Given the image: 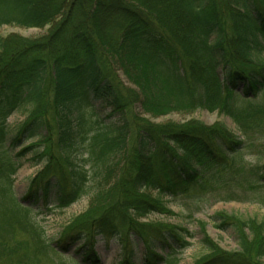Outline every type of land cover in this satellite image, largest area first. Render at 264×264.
Listing matches in <instances>:
<instances>
[{
  "label": "trees",
  "instance_id": "trees-1",
  "mask_svg": "<svg viewBox=\"0 0 264 264\" xmlns=\"http://www.w3.org/2000/svg\"><path fill=\"white\" fill-rule=\"evenodd\" d=\"M4 24L53 29L0 34V264H63L73 247L74 264H99L100 238L130 249L124 264H179L192 232L138 221L174 214L165 197L264 205L254 196L264 191V0H0ZM197 109L218 110L240 134L152 120ZM29 154L45 165L19 198L15 174ZM91 190L92 205L56 240L30 215L35 203L65 208ZM213 219L239 228V247L225 251L203 225L195 264H264V221Z\"/></svg>",
  "mask_w": 264,
  "mask_h": 264
},
{
  "label": "rangeland",
  "instance_id": "rangeland-1",
  "mask_svg": "<svg viewBox=\"0 0 264 264\" xmlns=\"http://www.w3.org/2000/svg\"><path fill=\"white\" fill-rule=\"evenodd\" d=\"M53 29V24H44L40 27H23L18 24H4L0 27V34L8 37L10 35H18L27 38H42L48 35ZM29 107L25 106L15 111L8 119L9 129L14 131L16 127L21 125L28 117ZM102 113L107 116L110 112L108 108L102 107ZM197 119L207 125H214L216 123H222L229 129L237 134H240L237 130V126L234 121L224 114H221L218 110L197 109L187 112H173L157 118H152L153 122L166 123L169 121L184 123L190 120ZM34 140H29L30 143ZM248 159L250 156H246ZM45 163L40 162L33 164L32 155L29 154L22 160V166L15 174V193L16 196L22 198L28 190L30 182L38 177L39 172L44 168ZM91 190L88 194L80 197L73 204L65 207H55L46 211L42 206V201L35 203L32 206L30 215L34 217L46 230L47 237L50 240H56L63 229L70 225L71 221L84 213L94 201L96 194ZM259 199L264 197V191H258L254 194ZM168 201V207L174 212V214H162L159 212H153L146 217L140 218V223L162 222L171 223L175 225H182L192 232L193 237L189 238L191 245L181 255V261L179 264H195V262L206 253V249L202 243L204 237L203 225L207 231V235L227 252H232L238 249L239 240L236 231L239 228L234 229V225H226L225 227H218L217 222L213 219L218 213H227L233 217H240L242 219L255 218L259 221H264V205L260 202H248L237 200H225L214 203H201L189 205L188 201H185L182 197H165ZM196 207L200 208V211L193 212ZM42 211V212H40ZM234 219H229V223L234 222ZM239 226V223H237ZM138 256L144 254L145 248L143 243H140L133 248ZM79 249L72 248L70 253L62 255L59 261H63V264H74L71 258H78L80 255L77 251ZM95 250L100 258L99 264H124L123 261L128 257L130 249L123 248L122 244L117 241L116 238H100L95 246ZM55 257V260L57 259ZM83 264V263H82ZM87 264H91L90 262Z\"/></svg>",
  "mask_w": 264,
  "mask_h": 264
}]
</instances>
